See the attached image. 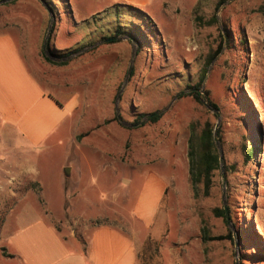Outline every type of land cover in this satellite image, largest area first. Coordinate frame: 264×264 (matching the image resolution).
<instances>
[{
  "label": "rangeland",
  "instance_id": "1",
  "mask_svg": "<svg viewBox=\"0 0 264 264\" xmlns=\"http://www.w3.org/2000/svg\"><path fill=\"white\" fill-rule=\"evenodd\" d=\"M219 1L120 6L82 19L70 0H0V34L16 37L30 69L74 107L75 124L42 150L23 144L17 153L0 139V165L16 158V179L0 171V229L14 215L23 224L48 211L44 180L61 170L74 195L94 203L77 199L58 225L72 218L79 232L87 212L92 223L129 226L122 213L144 185L137 175L151 171L167 185L160 213L152 224L136 221L142 231L127 227L143 264H264V0H226L217 10ZM205 68L200 89L220 116L191 95ZM207 121L219 124L223 159L208 196L190 183L188 158L192 125Z\"/></svg>",
  "mask_w": 264,
  "mask_h": 264
},
{
  "label": "crops",
  "instance_id": "2",
  "mask_svg": "<svg viewBox=\"0 0 264 264\" xmlns=\"http://www.w3.org/2000/svg\"><path fill=\"white\" fill-rule=\"evenodd\" d=\"M70 1L72 16L81 14L82 19L107 8L117 10L120 6H133L141 12H149L169 4V0ZM73 122L74 107L64 104L30 69L16 37L0 34V139L12 149L14 147L17 153H21L23 144L42 150L45 143L72 133ZM15 161L16 158L9 164L0 165V171L13 173ZM62 172L59 171L55 182L44 180L51 192L47 196L48 211L23 224L19 222L24 216L14 215L10 224L0 229V264H143L127 227L142 231L136 221L148 225L154 222L165 198L167 185L164 178L151 171L137 175L144 185L135 196L131 213H122L123 217H129V226L92 223L93 219L85 218L88 214L84 212V216L77 219L81 226L77 232L69 226L74 219L68 218L61 225L58 221L71 212L70 206L76 204L77 199H83L87 206L92 205L94 199L93 196H75L71 191L73 185L60 178ZM74 173L75 169L71 167L70 174ZM12 178L16 179L14 173ZM4 186L0 181V188ZM37 202L40 203L39 199ZM93 213H96L94 209L90 216L93 217Z\"/></svg>",
  "mask_w": 264,
  "mask_h": 264
},
{
  "label": "trees",
  "instance_id": "3",
  "mask_svg": "<svg viewBox=\"0 0 264 264\" xmlns=\"http://www.w3.org/2000/svg\"><path fill=\"white\" fill-rule=\"evenodd\" d=\"M225 1L226 0L219 1V3L217 4V10L221 7V5ZM122 8L130 12L132 10L141 12V10L133 6H128V7L122 6ZM225 42H226L225 39L221 41L216 51V54H218L221 51ZM46 59L49 60L47 56ZM206 70L207 68L203 70L202 75L199 81L197 82V84L194 85L193 87L191 86V88H195L191 92V95H193L198 101H201L200 88L206 77V72H207ZM205 93L210 105H212V107H214L215 109L220 110L218 103H216L212 99L210 90H205ZM143 117L144 115H141V118ZM160 118H161L160 114H153L150 121L157 122L160 120ZM214 131H215V124L212 123L211 121L205 122V124L200 129L193 124L191 128V135L189 138V148H188L189 181L197 191L201 190L202 193L206 196L211 194V190L215 184L216 172L221 168V154L215 141ZM221 136H222V130L221 128H219V137ZM245 148H246L247 160H252L254 151L252 150L251 147H248L247 143H245ZM218 214L220 216L221 215L224 216L227 221L225 208L220 209L218 211ZM223 238H232V234L229 232L226 236L220 235L214 237V239H223Z\"/></svg>",
  "mask_w": 264,
  "mask_h": 264
},
{
  "label": "water",
  "instance_id": "4",
  "mask_svg": "<svg viewBox=\"0 0 264 264\" xmlns=\"http://www.w3.org/2000/svg\"><path fill=\"white\" fill-rule=\"evenodd\" d=\"M49 34H50V33H48V36H47V38L45 39V44H44L45 51H46V48H47V45H48V42H49ZM115 38H116V37H115ZM200 96H201L203 102H204V103H205V104H206L211 110L215 111V112L218 114V116H220V111H219L218 109H215L214 107H212V105H210V103L207 101V97H206L205 93H204L201 89H200ZM119 97H120V96H119ZM153 114H159V113L156 112V113H153ZM153 114L149 115V117H152ZM118 117L121 119V116H120L119 113H118ZM218 127H219V124L216 125V127H215V131H214V137H215L216 144H219V138H218ZM222 162H223V159H222V155H221V164H222ZM66 172L69 173V172H70V168H67V169H66ZM226 214H227V219L229 220L228 212H227ZM237 264H240V262L237 261Z\"/></svg>",
  "mask_w": 264,
  "mask_h": 264
}]
</instances>
